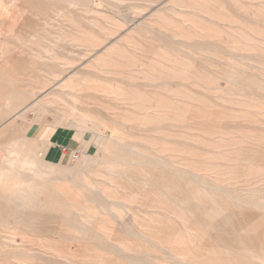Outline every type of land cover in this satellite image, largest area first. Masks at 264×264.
<instances>
[{"label":"rangeland","instance_id":"374dc122","mask_svg":"<svg viewBox=\"0 0 264 264\" xmlns=\"http://www.w3.org/2000/svg\"><path fill=\"white\" fill-rule=\"evenodd\" d=\"M0 264H264V0H0Z\"/></svg>","mask_w":264,"mask_h":264},{"label":"crops","instance_id":"0c3cea01","mask_svg":"<svg viewBox=\"0 0 264 264\" xmlns=\"http://www.w3.org/2000/svg\"><path fill=\"white\" fill-rule=\"evenodd\" d=\"M38 137L39 134L36 133ZM39 139H43L39 137ZM42 155L46 162L63 163L69 160L71 150H79L81 154L90 153L93 146L88 135L71 128L58 127L44 137ZM65 148V149H64Z\"/></svg>","mask_w":264,"mask_h":264},{"label":"built area","instance_id":"2783aa9c","mask_svg":"<svg viewBox=\"0 0 264 264\" xmlns=\"http://www.w3.org/2000/svg\"><path fill=\"white\" fill-rule=\"evenodd\" d=\"M65 149V148H64ZM70 157H71V159H76L77 158V154H76V152H72V153H70Z\"/></svg>","mask_w":264,"mask_h":264}]
</instances>
